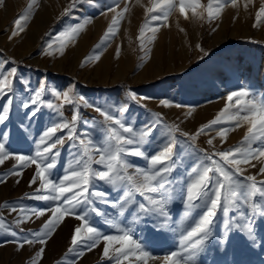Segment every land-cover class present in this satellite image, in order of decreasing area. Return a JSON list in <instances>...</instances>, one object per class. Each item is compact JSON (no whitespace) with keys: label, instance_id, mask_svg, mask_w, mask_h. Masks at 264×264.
<instances>
[{"label":"rangeland","instance_id":"rangeland-1","mask_svg":"<svg viewBox=\"0 0 264 264\" xmlns=\"http://www.w3.org/2000/svg\"><path fill=\"white\" fill-rule=\"evenodd\" d=\"M30 2L2 0L0 3V61H8L5 70L12 67L17 69L14 90L9 94L13 97V103L8 119L0 122V131H5L10 125L16 124L14 126L18 127L29 122L28 119L22 121L20 116L15 118L14 114L21 110L24 102L32 99L35 91L43 87L41 100L54 105L49 108V117L53 119L47 124L44 122L43 131L62 119L70 120L73 114L78 113L77 132L86 141L91 139L98 143L105 135L102 133L105 130L101 124L103 117L95 111V107L108 111L122 122L132 125L138 132L146 130L155 121L154 114H163L161 123L147 137L152 146L144 151L150 155L159 151L167 142L166 125L178 124L182 131L186 126L185 131L195 133L224 108L229 92L246 88L257 98L264 97V22L257 23L255 20L261 0H254L247 9L244 8V0H240L238 8L226 5L219 18L213 20L207 18L206 12L203 19L190 16L185 20L174 11L168 18L169 26L161 27L151 43L146 40L144 50L137 36L145 20V7L151 6L149 0H139V3L137 0H117L121 8L127 2L129 11L125 13L116 35L100 49H96L95 45L100 42L111 21L112 13H107V8L112 6L113 0H93L92 3L77 0L68 14L62 13L69 7L71 0H35L33 7L28 9ZM202 3L206 5L207 0H202ZM26 10L30 19L25 30L9 40L13 21ZM85 19L91 22L73 41L67 43L63 55H60L57 51L62 39L60 34L83 23ZM149 35L151 33L146 31L145 36ZM48 44H52L49 49L52 55L44 51ZM117 46L121 49L118 58L115 54ZM97 52L103 53L98 61L94 59ZM171 52L175 54L172 61L163 58ZM85 57L93 58L85 61ZM169 87L181 88L175 96L170 94L169 97L176 102V109L170 110L169 104L166 106L155 101L164 98ZM69 88L73 90L71 95L77 99L83 96L93 107H85L82 102L79 105L67 104L52 95V89L63 92ZM129 93H135L136 99H132ZM6 102V98H0V106ZM185 103L187 109L182 110L180 106ZM55 105H59V108ZM189 111L192 113L190 116L187 115ZM168 115L176 116L177 120ZM135 120L138 121L133 122ZM219 127L233 129L235 125L225 121L207 135H199L194 145L188 138L176 134L179 141L175 156L177 167L167 185L170 193V201L166 206L169 213L167 218L140 211L138 204L146 201L137 193L133 194L135 203L121 213L119 205L124 201L120 200V196L124 189L113 188L97 180L91 191L105 192L107 195L91 196L93 205L85 206V210L95 207L101 213L97 215L89 210V219L93 225L105 235L120 234L113 224L130 229L134 238L145 246V250L157 257L177 251L180 235L205 210L203 201L196 202L200 207L195 208L185 203L189 179L187 174L203 158L200 149L209 153L227 150L240 143L246 130L241 127L229 131L224 143H220L217 137L213 147L207 140L215 136ZM58 150L59 160L66 162V168L73 161L72 155L76 156L82 151L78 140L66 141L63 147L58 146ZM127 159L140 167L147 164L143 158L129 156ZM94 167L99 168L98 165ZM258 168L259 165L256 169L247 168L245 175L255 174ZM34 172L28 173L31 178ZM63 174L53 173V178ZM258 179H264V176H258ZM35 201L32 199V202ZM260 203L264 204V201ZM114 204L117 206L114 207ZM46 205L50 207L51 203ZM240 210L246 213L244 217L235 210H230L228 216L222 211L218 213L211 228L210 239L195 257L194 264H264V215L254 214L244 205L240 206ZM48 215L32 217L22 222L20 228L38 231ZM12 216L16 219L18 212H13ZM225 219L230 221L227 228L224 225ZM79 223L74 217H66L48 238L43 256L38 258L37 264H72L74 260L75 264H109L106 259H101L103 242L78 260L73 253H67L74 228ZM40 247L35 242L19 249H6L0 252V263L28 264ZM130 259L136 264L134 258ZM148 264L160 262L149 260Z\"/></svg>","mask_w":264,"mask_h":264},{"label":"snow or ice","instance_id":"snow-or-ice-1","mask_svg":"<svg viewBox=\"0 0 264 264\" xmlns=\"http://www.w3.org/2000/svg\"><path fill=\"white\" fill-rule=\"evenodd\" d=\"M76 2L77 0H71L69 7H66L62 14H68L70 8L75 7ZM88 2L92 3L93 0H88ZM137 2L139 3V0ZM253 2L254 0H244V8L247 9ZM33 3L35 0H31L28 9L33 7ZM149 3L151 6L145 7V20L139 27L137 36L142 50L146 48V40L151 43L155 40V34L161 27L169 26L168 18L174 11L185 20L190 16L203 19L205 12L207 18L213 20L219 18L226 5L230 4L231 7L238 8L240 0H207L206 5L202 3V0H149ZM128 11L127 2L121 8L117 0H113L112 6L107 8V13H112L111 21L100 42L95 45L96 49L102 48L116 35L120 23ZM105 14L102 13V15ZM29 19L30 15L27 10L24 14L17 16L13 21L9 40L25 30ZM255 20L257 23L264 22V0H261V5L256 11ZM90 22V19H85L83 23L70 27L60 34L62 39L57 49L60 55H63L67 43L73 41ZM253 26L255 27L256 24ZM146 31L151 35L146 37ZM51 48L52 44L46 45L45 53L52 55L53 53L49 51ZM120 51V46H117L115 50L117 58ZM102 54V52H97L94 59L98 61ZM92 58L85 57V61ZM7 63V60L0 61V98L7 99V102L0 106L2 108L0 122L8 119L10 106L13 103V97L9 94L14 90V80L17 74L15 67L5 70ZM81 66H83V62ZM51 91L53 96L62 99L64 103L79 105L82 102L85 107H93L83 96L77 99L71 95L72 88L63 92L56 89ZM43 93V87L35 91L31 105L43 104L44 102L41 100ZM129 94L132 99H136L135 93ZM225 100L224 108L217 113L216 117L202 124L195 133L190 134L187 131H182L175 123L166 125L167 142L159 151L150 155L146 154L142 146L147 142V137L161 123L163 118L159 113L154 114L156 119L146 127V130L138 132L132 125L122 122L116 116L109 114L108 111L101 107H95V111L103 117L101 124L106 130L104 138L98 143L91 139L86 141L80 138L77 132L79 115L78 113L73 114L70 120L62 119L46 128L36 141L34 156L13 153L7 148L6 139H0V165L10 157L14 158L16 162L13 165V170L0 175V183L6 182L9 176H22L25 167L29 164L34 165L35 172L29 181V186L38 184V187L27 198L51 202L50 207L41 209L26 206L17 208L9 206L7 202L0 204V208L10 207L12 212H18V217L12 223L20 231H24L20 228L22 222L30 220L32 217L38 218L50 214L38 231L28 230L29 235L23 239H13L10 242L15 243L18 249L38 242L41 247L28 262V264H37L38 258H42L45 251L44 245L56 231L58 225L66 217H74L80 223L74 228L67 253H73L76 260L103 242L101 259H106L109 264H125V262L133 264L130 257L134 258L136 264H148L149 260H157L160 264H189L190 261L194 264L195 257L204 249L210 239L211 228L219 212L222 211L225 216H228L230 210H235L241 217H244L246 213L240 210V206L244 205L252 213L264 215V204L260 203V201H264V179H258V176H264V97L257 98L248 89L240 88L237 91L229 92ZM161 104L167 106L168 102L162 100ZM23 107L28 108L29 104L24 103ZM47 107L53 108L54 105L48 102ZM55 107L59 108V105H55ZM38 110L37 108L36 111ZM191 114V111L187 113L189 116ZM32 115H35V111L32 112ZM225 121L234 123L235 128L245 127L244 136L238 145L227 150H216L209 153L207 150L200 149L203 152V158L198 166L192 168L187 174L189 179L185 203L186 206L195 208L200 207V204L196 202L203 201L205 210L180 235L177 251L157 257L145 250V246L134 238L130 229L120 228L119 225L113 224V227L118 228L120 234L105 235L93 225L89 219V210L97 215L101 213L95 207L85 210V206L93 205L91 196L104 197L107 195L105 192L91 191L93 183L97 180L105 182L113 188L124 189L123 195L120 196V200L124 201L122 205H119L121 213L135 203L133 194L137 193L146 201V203L138 204L140 211L167 218L169 213L166 206L170 201L167 185L170 183L169 177L177 167L175 156L179 141L176 134L179 133L188 138L194 145L199 135H207L210 130ZM235 128L219 127L215 136L209 138L207 143L215 147L213 141L217 137L220 138V143H224L228 132L234 131ZM84 135L87 136V133ZM75 140L79 141L82 151L70 162L64 174L54 179L52 170L55 168L60 154L58 146L63 147L66 141ZM129 156L143 158L147 162L146 166L135 165L127 159ZM94 165H98L99 168ZM257 165L259 168L255 174L245 175L247 168L256 169ZM19 182L17 179L16 183ZM104 202L107 203L106 200ZM107 223L112 224L113 222L107 221ZM229 224L230 221L225 219L226 228ZM0 232L13 238L18 236V231L13 230L3 217H0ZM226 235L227 233H225ZM72 264H75V260Z\"/></svg>","mask_w":264,"mask_h":264},{"label":"crops","instance_id":"crops-1","mask_svg":"<svg viewBox=\"0 0 264 264\" xmlns=\"http://www.w3.org/2000/svg\"><path fill=\"white\" fill-rule=\"evenodd\" d=\"M168 89L169 90H167L166 94H164L163 96L164 98H159V99L157 98L155 101L158 103H161L162 100L167 101L169 106H171V107H168L170 110L176 109L175 108L177 107L176 102L172 101L169 97H170V94L175 96L180 91L181 88L180 87L178 88L169 87ZM165 96L168 97L167 100ZM24 103H28L29 107L25 108L22 106L21 110L17 111L14 115H15V118L16 116H20V119H23L22 121H25V119H28L29 122L27 124H23L18 127L14 126L16 124L8 126L7 128L4 129L5 131H0V139H6V146L9 149V151L13 153H20L24 155L34 156L36 152V141L39 139V137L44 132L43 126H45V123L47 124L49 120L53 119V117L51 118L49 117V107H47L46 101H44L43 104H37L35 106L31 105V100L29 102L26 101ZM158 106L160 107L161 104H159ZM37 108L39 109L38 111H36ZM180 108L182 110H186L187 103H185L184 105H181ZM34 111H35V115L33 116L32 112ZM51 116H53L52 112H51ZM178 116H179V113L177 114V117ZM167 117L169 118L171 117L172 119L177 120L176 116L174 117L172 115H168ZM136 121L138 120H135L133 122H136ZM185 128L187 129L186 126ZM185 128L184 129L182 128V129L185 131L186 130ZM102 133L105 134V130L102 131ZM149 140L150 139H148L147 142L142 146L143 150H149V147L152 146V143ZM59 157L60 156H58L57 158V163H56L55 168L52 170L53 173H59V172L64 173L66 169V166H65L66 162L59 160L60 159ZM74 157H75V154L72 155L73 160H74ZM15 163H16L15 159L12 157L6 160V163L0 166V175L13 170V165ZM16 170H19V169H16ZM34 170H35V166L29 164L27 167L23 169L22 176L20 177H17L14 175L9 176L6 182L0 183V204H4L5 202H7L9 206H16L17 208L21 206H26L29 208H37L40 205L42 206L39 209L47 207L48 205L46 204H49L51 202H44V201L32 202V199L27 198V196L31 195L34 192V189L38 187V185H32L31 187L29 186L31 175L28 173L29 172L33 173ZM17 179L21 181L19 183H16ZM21 186H23V188ZM2 191L5 192L6 194L2 193ZM41 194H46V193H41ZM2 197L3 199H1ZM12 213L13 212L10 210V207L0 208V217H3L5 222L12 226L13 230H17L16 226L12 223L15 219V217L12 216ZM27 235H29L28 229H24V231H21V232L18 231V236L16 238H13L10 235H6L3 232H0V252L6 249L14 250L18 248L15 243H11L10 241H12L13 239H22L23 236H27Z\"/></svg>","mask_w":264,"mask_h":264},{"label":"bare ground","instance_id":"bare-ground-1","mask_svg":"<svg viewBox=\"0 0 264 264\" xmlns=\"http://www.w3.org/2000/svg\"><path fill=\"white\" fill-rule=\"evenodd\" d=\"M242 4H243V1H242ZM240 6H241V5H240ZM174 56H175V54L171 52V53H168L167 55H164L163 58H164V59H169L170 61H172V60H173L172 58H173ZM24 174H25V173H24ZM23 177H24V176H23ZM24 178H25V177H24Z\"/></svg>","mask_w":264,"mask_h":264}]
</instances>
